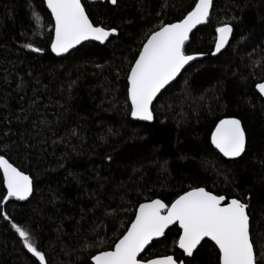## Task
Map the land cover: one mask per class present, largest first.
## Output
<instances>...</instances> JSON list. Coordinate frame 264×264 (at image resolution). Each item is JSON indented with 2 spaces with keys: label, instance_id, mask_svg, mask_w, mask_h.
<instances>
[{
  "label": "trees",
  "instance_id": "trees-1",
  "mask_svg": "<svg viewBox=\"0 0 264 264\" xmlns=\"http://www.w3.org/2000/svg\"><path fill=\"white\" fill-rule=\"evenodd\" d=\"M29 2L0 0V155L34 181L26 201L4 200L0 182V212L12 218L0 216V264H39L13 221L27 226L50 264H93L91 255L119 238L140 203H168L191 187L248 202L253 236L264 238V97L256 89L264 81V0H214L187 50L206 56L157 98L153 123L131 118L127 74L146 35L181 19L193 0H82L94 22L118 33L62 57L50 49L49 10L31 0L37 23ZM226 23L229 44L212 55L215 29ZM224 117L246 129L247 151L235 161L210 143ZM167 237L143 255L187 264L175 227ZM216 255L208 241L197 264H216Z\"/></svg>",
  "mask_w": 264,
  "mask_h": 264
},
{
  "label": "snow or ice",
  "instance_id": "snow-or-ice-1",
  "mask_svg": "<svg viewBox=\"0 0 264 264\" xmlns=\"http://www.w3.org/2000/svg\"><path fill=\"white\" fill-rule=\"evenodd\" d=\"M106 2L118 6V0ZM42 3L54 19L50 48L57 55L69 53L84 41L110 42V37L118 33L116 27L94 22L82 0H42ZM29 8L39 23L41 14L31 0ZM212 8L213 0H193L190 10L181 19L161 22L157 30L146 35L127 74L131 117L142 121L154 120L153 107L158 94L163 95L162 90H167L166 86L176 79L185 65L205 55L202 52L188 54L187 50L190 34L198 25L210 22ZM215 31L218 36L212 55L220 53L229 44L233 28L226 23ZM25 47L34 52L44 51L32 43ZM256 87L260 94H264V83H258ZM247 140L246 129L236 118L220 119L210 135L211 145L223 157L233 161L246 153ZM0 172V182L6 186L4 200L14 197L26 201L33 194L32 177L4 155H0ZM248 209L249 203L245 200L235 196L229 198L205 187H191L168 203L150 199L138 205L134 219L119 238L92 254L91 260L94 264H185L184 260L178 261L172 255L153 258L143 255L155 238L166 240L167 232L175 227V243L183 250V255L190 258L187 264H197L208 241L214 242L216 264H264V238L253 236ZM0 216L12 220L7 212H0ZM11 227L39 264H50L27 226L13 221Z\"/></svg>",
  "mask_w": 264,
  "mask_h": 264
},
{
  "label": "water",
  "instance_id": "water-1",
  "mask_svg": "<svg viewBox=\"0 0 264 264\" xmlns=\"http://www.w3.org/2000/svg\"><path fill=\"white\" fill-rule=\"evenodd\" d=\"M92 3H97V2H104V1H106V0H90ZM83 3V2H82ZM213 3H214V0H213ZM212 11V10H211ZM49 12H50V10H49ZM53 21H54V19H53ZM206 24V23H205ZM202 25H204V24H202ZM199 26H201V25H198L197 26V28L199 27ZM196 28V29H197ZM233 28V27H232ZM196 29H193V31L194 30H196ZM192 34V33H191ZM191 34H190V37H191ZM232 34H233V32H232ZM232 34L230 35V37H229V40H230V38L232 37ZM53 35H54V31H53ZM217 36H218V33H217ZM87 42H96V43H100V42H98V41H92V40H89V41H84V42H82V44H84V43H87ZM107 42V41H106ZM105 42V43H106ZM104 43V44H105ZM101 44V43H100ZM104 44H102V45H104ZM79 46H81V45H77L74 49H76L77 47H79ZM226 47V46H225ZM51 49V48H50ZM74 49H71L70 51H69V53L71 52V51H73ZM225 49V48H224ZM224 49H222L221 50V52L224 50ZM52 52V51H51ZM53 53V52H52ZM55 56H57V57H62V56H65V55H67L68 53H63V54H61V55H57V54H55V53H53ZM219 53H217L216 55H218ZM206 55H203V56H198L197 57V59L195 60V61H190L189 62V65H185V68L186 67H188V66H190V65H192L194 62H196V61H198V60H202L204 57H205ZM182 72H184V69H182L181 70V73ZM180 73V74H181ZM180 74L176 77V79L180 76ZM175 79V80H176ZM174 80V81H175ZM173 82V81H172ZM172 82H170V84L172 83ZM260 83H264V81H262V82H260ZM167 87V86H166ZM256 89H257V91H258V93H259V90H258V88L256 87ZM163 91V90H162ZM260 94V93H259ZM261 96H263L264 97V94H260ZM158 96H159V94H158ZM156 101H154V103H155ZM224 118H236V119H239V118H237V117H224ZM224 118H222V119H224ZM132 119L133 120H135V121H139V122H147V123H153L154 122V120H152V121H142V120H138V119H136V118H133L132 117ZM218 123V122H217ZM241 123H242V121H241ZM242 126H243V123H242ZM244 127V126H243ZM214 129V128H213ZM247 134V133H246ZM214 147V146H213ZM218 151V150H217ZM222 155V154H221ZM243 155V154H242ZM223 156V155H222ZM6 158V157H5ZM224 158H226V157H224ZM226 159H231V158H226ZM235 159H238V158H235ZM232 160V159H231ZM15 166V165H14ZM2 173V172H1ZM25 174H27V173H25ZM28 175V174H27ZM30 176V175H29ZM33 184H34V181H33ZM5 188H6V186H5ZM33 195V194H32ZM32 195L29 197V198H31L32 197ZM28 198V199H29ZM155 199H160V198H155ZM162 200V199H161ZM164 201V200H163ZM165 202V201H164ZM167 231V230H166ZM160 239H162V238H155L152 242H151V244L154 242V241H157V240H160ZM207 239V238H206ZM203 243V242H202ZM213 244H214V242H212ZM151 244L148 246V248L151 246ZM147 248V249H148ZM179 248V247H178ZM146 249V250H147ZM181 250V249H180ZM182 252H183V250H181ZM172 256H174V255H172ZM175 258V257H174ZM93 262V261H92ZM93 264H94V262H93Z\"/></svg>",
  "mask_w": 264,
  "mask_h": 264
},
{
  "label": "bare ground",
  "instance_id": "bare-ground-1",
  "mask_svg": "<svg viewBox=\"0 0 264 264\" xmlns=\"http://www.w3.org/2000/svg\"><path fill=\"white\" fill-rule=\"evenodd\" d=\"M186 68H187V67H186ZM186 68H185V69H186ZM185 69H184V70H185ZM180 75H181V74H180ZM176 80H177V79H176ZM176 80H175V81H176ZM173 82H174V81H173ZM173 82H172V83H173ZM172 83H171V84H172ZM171 84H170V85H171ZM170 85H169V86H170ZM167 87H168V86H167ZM167 87H166V88H167ZM163 91H164V90H163ZM163 91H162V92H163ZM159 96H160V95H159ZM159 96H158V97H159ZM154 117H155V116H154ZM131 118H132V117H131ZM237 118H238V117H237ZM145 202H147V201H145ZM142 203H144V202H142ZM137 208H138V207H137ZM92 263H93V262H92Z\"/></svg>",
  "mask_w": 264,
  "mask_h": 264
}]
</instances>
